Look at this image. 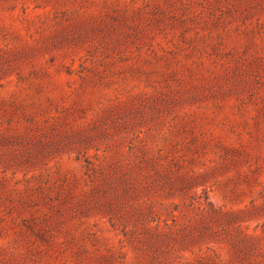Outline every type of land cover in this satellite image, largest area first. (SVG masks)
<instances>
[{
  "label": "rangeland",
  "instance_id": "obj_1",
  "mask_svg": "<svg viewBox=\"0 0 264 264\" xmlns=\"http://www.w3.org/2000/svg\"><path fill=\"white\" fill-rule=\"evenodd\" d=\"M0 264H264V0H0Z\"/></svg>",
  "mask_w": 264,
  "mask_h": 264
}]
</instances>
